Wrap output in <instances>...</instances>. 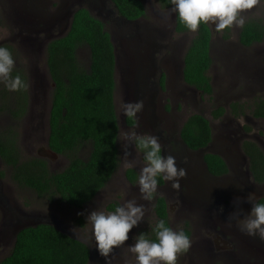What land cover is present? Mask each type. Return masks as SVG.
<instances>
[{"label": "rangeland", "instance_id": "1", "mask_svg": "<svg viewBox=\"0 0 264 264\" xmlns=\"http://www.w3.org/2000/svg\"><path fill=\"white\" fill-rule=\"evenodd\" d=\"M141 1L145 15L136 25L123 21L110 0H0V45L11 46L16 60L13 75L19 73L29 84L24 113L0 110V134L14 141L20 161L40 157L51 172H58L69 156L85 159L89 153L88 143L72 154H55L47 147L53 85L46 65V45L65 34L77 7L87 8L102 21L113 44V104L119 153V163L110 180L81 208L66 205L57 195L39 196L16 184L11 167L0 158V260L11 250L16 229L50 223L87 244L89 264H136L135 255L126 245L134 243L135 235L154 224L155 215L154 199H141L137 187L142 157L124 140V135L132 130L159 137L162 154L174 156L186 170L178 189L164 180L155 195L166 201L170 227L189 230L191 246L178 255L177 264H264V241L246 235L237 226V221L250 211L248 195L264 196V183L252 181L241 149L247 140L264 152V120L251 115L255 101L264 99V40L243 46L238 40L240 27L234 24L216 31L208 23L212 62L207 74L212 92L202 95L182 79L183 56L194 32L175 31L171 7L163 8L157 0ZM240 15L245 22L256 20L264 24V0ZM76 58L83 68L88 67L89 51L85 45L77 48ZM13 93L0 84V101L15 110ZM2 95L5 99H1ZM137 100L143 101V109L129 124L123 115V103ZM232 103L238 106L231 109ZM218 107L224 113L213 116ZM194 113L209 120L212 133L210 145L197 151L189 150L179 137L183 122ZM126 151L131 155L126 157ZM205 152L226 161L227 175L212 177L206 172L202 160ZM126 160L135 161L136 166L131 168L137 175L133 183L125 177ZM129 199L144 206V220L129 233L126 245L114 249L106 260L95 250L86 217L95 209L112 211L107 209L108 204L117 202L119 206ZM73 227H81L78 232L82 231L87 239L75 236Z\"/></svg>", "mask_w": 264, "mask_h": 264}, {"label": "trees", "instance_id": "2", "mask_svg": "<svg viewBox=\"0 0 264 264\" xmlns=\"http://www.w3.org/2000/svg\"><path fill=\"white\" fill-rule=\"evenodd\" d=\"M157 1L163 8L172 6L170 0ZM110 2L125 20H135L145 15L141 0ZM174 28L176 32L189 31L179 22L176 14ZM238 40L243 46L262 42L264 24L256 20L244 22ZM82 45L89 51L87 68H83L76 58L77 48ZM210 45L209 24H201L183 56L182 79L202 95H211L212 92L207 74L212 62ZM0 46L10 51L12 49L10 45ZM46 65L53 85L48 112L47 147L55 154H72L88 143L89 153L85 159L71 155L62 170L51 172L43 158L20 161L14 141L0 134V158L11 167V177L16 184L32 189L39 196L57 195L66 205L81 208L110 180L119 163L118 123L113 104L115 56L110 35L102 21L87 8H76L65 34L48 41ZM22 79L25 80V77ZM23 91L22 94L21 91L12 92L17 109H11L1 100L0 110L4 108L16 115L24 113L27 102ZM1 97L5 99V95ZM237 106L236 103L230 105L231 109ZM223 113L222 107L212 112L217 117ZM251 115L264 120V99L255 101ZM126 121L129 124L133 122L128 117ZM179 137L189 150L207 147L212 140L209 120L202 114H191L183 122ZM241 148L247 157L252 181L264 183V152L256 143L247 140L242 142ZM202 158L209 174L221 176L228 172L221 156L205 152ZM136 176L133 169L125 170L129 182H134ZM163 183L164 180L158 177V185ZM117 206V202L110 203L107 209L114 211ZM153 211L154 224L141 232L155 239L151 228L158 220L163 219L170 226L162 196H155ZM183 231L189 236L187 228ZM89 256V247L84 242L61 232L52 224L38 223L17 231L11 250L0 260V264H89Z\"/></svg>", "mask_w": 264, "mask_h": 264}, {"label": "clouds", "instance_id": "3", "mask_svg": "<svg viewBox=\"0 0 264 264\" xmlns=\"http://www.w3.org/2000/svg\"><path fill=\"white\" fill-rule=\"evenodd\" d=\"M260 0H170V12L189 31L195 32L201 24L211 23L216 31L233 26L244 25L240 15L243 10L252 9ZM16 60L11 51L0 46V84L10 92L27 90L29 84L19 73L13 75ZM143 109V101L123 103V115L130 119L137 117ZM127 144H131L137 155L142 157L137 178V187L141 199L151 202L158 189V177L171 182L174 189L180 187V180L186 176V170L180 167L172 155L162 154L159 137L152 134H139L130 130L124 135ZM131 155L125 152V156ZM134 160H126L125 167H135ZM251 209L246 216L237 221L238 228L246 235L258 236L264 241V197L257 198L255 193L247 197ZM222 210V209H221ZM145 208L135 199H129L117 206L114 211L101 209L91 211L86 217L90 225L91 237L95 242L98 255L106 260L113 250L126 245L129 233L144 220ZM81 227H73L75 236L87 239ZM155 239L145 232L133 237L134 243L127 244V249L135 255L136 264H177L179 254L185 253L191 246L189 236L183 230H174L163 219L158 220L151 228Z\"/></svg>", "mask_w": 264, "mask_h": 264}, {"label": "flooded vegetation", "instance_id": "4", "mask_svg": "<svg viewBox=\"0 0 264 264\" xmlns=\"http://www.w3.org/2000/svg\"><path fill=\"white\" fill-rule=\"evenodd\" d=\"M112 4V3H111ZM142 4H143V2H142ZM143 6H144V4H143ZM78 8V7H77ZM144 8H145V6H144ZM115 9V8H114ZM74 12V11H73ZM115 12H116V14H117V11H116V9H115ZM123 21H127V22H129V23H133V24H136L137 25V23L138 22H140V20H142L143 19V17L141 16V17H139L138 19H135V20H125L124 18H122L121 16H119ZM210 145V143L207 145V147ZM207 147H205V148H207ZM242 149V148H241ZM200 150H202V149H200ZM243 152V151H242ZM203 156V155H202ZM244 156H245V159H246V161H248L247 160V157H246V155L244 154ZM202 160H203V158H202ZM224 160V159H223ZM225 161V160H224ZM204 163V162H203ZM225 163H226V161H225ZM179 165V164H178ZM180 167H182V165H179ZM204 166H205V169H206V172H207V167H206V165H205V163H204ZM226 166H227V163H226ZM227 169H228V166H227ZM228 173V172H227ZM227 173L225 174V175H227ZM208 174H209V172H208ZM209 175H211V174H209ZM225 175H221V176H225ZM212 177H221V176H213V175H211ZM136 180V179H135ZM129 183H133V182H129ZM163 185V184H162ZM158 186H161V185H158ZM166 202V201H165ZM166 210H167V206H166ZM167 214H168V212H167ZM14 241V240H13Z\"/></svg>", "mask_w": 264, "mask_h": 264}, {"label": "water", "instance_id": "5", "mask_svg": "<svg viewBox=\"0 0 264 264\" xmlns=\"http://www.w3.org/2000/svg\"><path fill=\"white\" fill-rule=\"evenodd\" d=\"M172 7V6H171ZM71 16H72V14H71ZM70 20H71V18H70ZM251 176V175H250ZM260 197H262V196H260ZM260 197H258V198H260ZM251 209V208H250ZM36 224H38V223H35V224H29V225H25V226H21V227H19L18 229H16V231L14 232V238H15V235H16V233H17V231L18 230H20L21 228H24V227H26V226H34V225H36ZM50 224V223H49ZM53 225V224H52ZM56 227V226H55ZM57 228V227H56ZM58 229V228H57ZM58 230H60V229H58ZM61 232H63L62 230H60ZM63 233H65V232H63ZM65 234H67V233H65ZM67 235H69V234H67ZM70 237H72V238H75V237H73V236H71V235H69ZM75 239H77V240H79L78 238H75ZM81 241V240H80ZM83 242V241H82ZM89 260H90V256H89Z\"/></svg>", "mask_w": 264, "mask_h": 264}]
</instances>
